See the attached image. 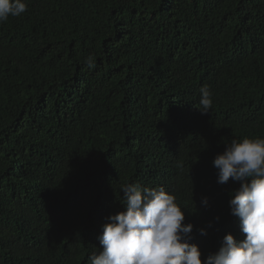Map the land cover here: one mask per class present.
<instances>
[{"label":"trees","instance_id":"trees-1","mask_svg":"<svg viewBox=\"0 0 264 264\" xmlns=\"http://www.w3.org/2000/svg\"><path fill=\"white\" fill-rule=\"evenodd\" d=\"M25 2L0 23V264H91L130 183L175 195L204 264L244 239L213 160L264 138V0Z\"/></svg>","mask_w":264,"mask_h":264},{"label":"clouds","instance_id":"clouds-1","mask_svg":"<svg viewBox=\"0 0 264 264\" xmlns=\"http://www.w3.org/2000/svg\"><path fill=\"white\" fill-rule=\"evenodd\" d=\"M26 10L25 0H0V23ZM86 65L95 67L92 57ZM199 91L196 107L207 114L213 104L212 92L207 85ZM213 166L218 170V183L225 184L230 178L240 182L229 205L246 235L242 240L232 233L225 235L219 251L206 264H264V138L233 139L216 155ZM122 192L125 210L111 215L103 225L98 237L102 251L89 257L91 264H204L199 245L190 243L193 224L184 223L185 212L174 194L162 186L143 188L134 183L122 185ZM202 204H208L207 197ZM200 233L206 234L204 229Z\"/></svg>","mask_w":264,"mask_h":264}]
</instances>
